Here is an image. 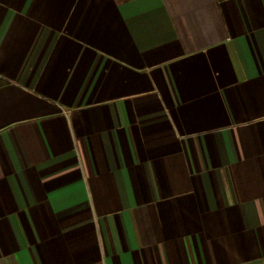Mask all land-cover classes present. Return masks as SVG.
<instances>
[{
	"label": "crops",
	"instance_id": "crops-1",
	"mask_svg": "<svg viewBox=\"0 0 264 264\" xmlns=\"http://www.w3.org/2000/svg\"><path fill=\"white\" fill-rule=\"evenodd\" d=\"M0 264H264V0H0Z\"/></svg>",
	"mask_w": 264,
	"mask_h": 264
}]
</instances>
